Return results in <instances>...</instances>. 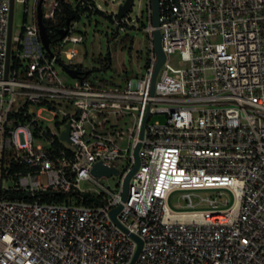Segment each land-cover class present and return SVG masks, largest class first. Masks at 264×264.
<instances>
[{"label": "built area", "instance_id": "1", "mask_svg": "<svg viewBox=\"0 0 264 264\" xmlns=\"http://www.w3.org/2000/svg\"><path fill=\"white\" fill-rule=\"evenodd\" d=\"M41 1L49 21L62 3L80 16L100 10L95 0H55L45 12L46 0H34L32 21L16 36L13 19L10 42L12 0H0V264H264V0H159L166 60L154 92L152 0L140 24L148 66L112 82L68 73L84 39L77 20L45 48ZM112 19L118 31L134 26L130 11ZM125 118L133 120L128 148L119 144ZM138 143L140 166L123 199ZM98 162L119 172L96 177ZM110 177L116 186L102 181ZM176 190L191 208L198 191H214L200 200L211 208L173 211ZM58 194L80 200L43 201ZM120 205L121 224L111 214ZM133 235L143 241L135 262Z\"/></svg>", "mask_w": 264, "mask_h": 264}, {"label": "rangeland", "instance_id": "2", "mask_svg": "<svg viewBox=\"0 0 264 264\" xmlns=\"http://www.w3.org/2000/svg\"><path fill=\"white\" fill-rule=\"evenodd\" d=\"M125 0H95L96 4L99 6L100 10L106 13L107 16L112 17L113 14L118 13V8L121 3ZM34 0H29L28 4L17 2L14 7V24H13V34L18 35L25 23H30L32 21V7ZM55 0H46L44 4L45 12H49L54 5ZM146 5V0H134L132 9L130 10V15L133 18V25L127 32L116 30V21L111 20L108 17L94 15L93 17H87L86 15L81 16L77 19V34L83 36V41L75 44L79 55L76 57L75 64L76 67L83 71L91 70L93 71L89 77L101 76L112 82L114 80H124L127 77L137 76V74L142 75L144 69L142 66L146 59L147 54V39L146 34L142 31L140 24L145 23L144 8ZM74 8V5H72ZM58 16H60V11L62 9V4L59 7ZM27 10V12H26ZM139 20V17H142ZM56 21V20H54ZM139 27V28H138ZM84 34V35H83ZM116 34V35H115ZM127 36L133 37L132 45L127 40ZM57 42L52 45L55 48ZM69 46H74L69 44ZM131 47V49H130ZM141 53V58L138 57ZM107 59L110 62L107 65ZM64 73V72H63ZM65 74V73H64ZM92 119L94 122H102L104 120L103 116L98 115V113L92 114ZM107 128L117 129L116 127L118 118L117 115L112 114L106 118ZM120 125L124 128V134L119 138V144L123 148L131 147V132L133 128V120L131 118L121 119ZM126 161H121L119 165L124 167ZM118 177L102 178L104 183L116 186ZM82 185L84 187L92 186L91 183L83 181ZM226 199L232 202L234 201L233 193L225 190ZM186 193L182 190H176L171 195L169 202L170 207L173 211H194V210H206L210 209V206L201 204V197L212 196L214 191H198L197 196L194 197L196 206L191 208L187 205V201L182 199L183 194ZM80 200V196L77 195H67L62 201H71L77 203ZM86 202V201H84ZM229 205L225 206L223 204L219 205V208L226 209Z\"/></svg>", "mask_w": 264, "mask_h": 264}, {"label": "water", "instance_id": "3", "mask_svg": "<svg viewBox=\"0 0 264 264\" xmlns=\"http://www.w3.org/2000/svg\"><path fill=\"white\" fill-rule=\"evenodd\" d=\"M134 4V0H125L123 3H121L119 5V8H118V19L121 20L127 13H129V11L132 9V6ZM152 11H153V24L154 26L157 27L156 31H155V34H154V47L156 49V52L158 54V61L155 65V71H154V75H153V78H152V92L155 91V81H156V78H157V75L161 69V66L163 65V63L165 62L166 60V53L164 52V49L162 48V40H161V30L158 29V27L160 26V16H161V13L159 11V0H152ZM13 12H14V0H12V8H11V23H10V31H9V34H10V42H11V31H12V24H13V19H14V15H13ZM42 1L40 2L39 6H38V24H39V29H40V33H41V36H42V40H43V43L45 45V48L47 50H50V44H51V38L49 36V34L47 33V29H46V25L44 23V19H43V14H42ZM74 18H71V19H68L67 20V23H66V26H69L70 25V22L73 20ZM116 30L118 31V27H116ZM60 34V37L59 39L62 40L65 38V36L67 35V29L65 28H62L59 30L58 32ZM68 73L73 76V77H83V76H87L89 74H91L93 71L91 70H88V71H81V70H78V69H70L68 68L67 69ZM149 115L146 116L145 118V121H144V124H143V129H142V132H141V138L143 137V134H144V130H145V123L148 119ZM67 130L64 131L61 135V138L63 140H69V136H70V127H69V124L66 126ZM138 146L136 147V150H135V159H136V162H135V167L134 169L128 174L126 180H125V189H124V194H123V199H126L127 197V193H128V190H129V181L130 179L132 178V176L136 173L137 169L139 168L140 166V158H139V149L141 147L140 143L137 144ZM119 172V169L116 167H108L106 165H103L101 162H98L95 167H94V170H93V174L97 177H103V176H111L113 174H117ZM44 195H48L49 192L48 191H44L43 192ZM85 196L89 199V200H93V198L91 196H89V194H85ZM14 199H22L23 197H27V195H13L12 196ZM96 202V201H95ZM122 208V205L118 206L116 209H114L112 211V216L115 220V222L121 224L119 221H117L116 219V215H117V212L119 210H121ZM134 239L136 241H139V248L137 250V253L134 257V262L136 261L140 251H141V248L143 246V241L138 237V236H135L133 235Z\"/></svg>", "mask_w": 264, "mask_h": 264}, {"label": "trees", "instance_id": "4", "mask_svg": "<svg viewBox=\"0 0 264 264\" xmlns=\"http://www.w3.org/2000/svg\"><path fill=\"white\" fill-rule=\"evenodd\" d=\"M94 15H100V16L108 17L111 20H113L112 17L107 16L105 12H103L102 10H99V9H97L94 12H90V15L88 17L90 18V17H93ZM80 17H81L80 13L73 10V7L70 4L62 3V9L60 11V16L56 18V21H49V20L45 19L44 23L46 25L47 33L49 34V36L51 38L52 44H55L59 40L60 34L58 32L60 29L66 27V23H67L68 19L74 18L73 20L75 21V20L79 19ZM144 25H145V23H143V26ZM146 39H147V49H146L147 54H146V59L144 61V64L142 66V69H144V71L146 70V68L148 66V62H149L148 58H149V52H150V50H149V39L147 38V36H146ZM127 40L132 45L133 37L127 36V39L125 41H127ZM130 49H131V47H130ZM138 53H139L138 57L141 58L142 57L141 53L140 52H138ZM110 62L111 61H109L107 59V65H109ZM74 67L76 68V65ZM138 75L139 74H137V76ZM59 143L60 142L58 141V146L60 145ZM63 199H65V196L62 194L54 195L52 197H43V201L60 202Z\"/></svg>", "mask_w": 264, "mask_h": 264}]
</instances>
